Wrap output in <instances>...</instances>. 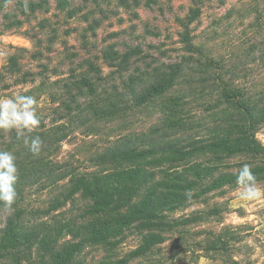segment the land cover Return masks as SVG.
I'll use <instances>...</instances> for the list:
<instances>
[{
    "label": "trees",
    "instance_id": "trees-1",
    "mask_svg": "<svg viewBox=\"0 0 264 264\" xmlns=\"http://www.w3.org/2000/svg\"><path fill=\"white\" fill-rule=\"evenodd\" d=\"M10 1L0 0L1 17H9L3 11ZM54 1L56 18L87 22L81 34L86 43L87 33L95 34L99 24L92 15L103 10L100 0ZM117 1L130 7L129 0ZM14 4L27 18L50 11L49 0ZM88 4L95 7L83 10ZM199 15L195 6L185 18L176 16L182 28L177 58L165 60L164 52L152 56L139 44L119 50L107 43L100 59L108 73L86 58L65 78L43 76L37 83L36 90L50 99L49 123L39 112L40 124L31 133L0 129V151L12 153L17 167L14 203L9 209L0 201V264H88V249L102 252L94 264H156L165 241L175 248L178 235L182 238L179 226L220 209L213 205L175 216L177 211L204 202L207 194L242 187L237 177L244 164L255 185L264 183V148L256 138L264 126V82L252 80L260 77L254 70L264 67V57L258 67L252 64V46L245 59L234 61L206 51L190 28ZM49 22L43 17L36 27ZM17 66L9 56L0 80ZM134 122L145 126L129 130ZM109 123L116 130L106 134L100 129ZM72 135L80 136L74 138L78 145L62 153V143ZM97 135L104 137L102 144L84 151ZM25 136L40 137L38 153L25 146ZM220 243L224 240L214 241Z\"/></svg>",
    "mask_w": 264,
    "mask_h": 264
},
{
    "label": "rangeland",
    "instance_id": "rangeland-1",
    "mask_svg": "<svg viewBox=\"0 0 264 264\" xmlns=\"http://www.w3.org/2000/svg\"><path fill=\"white\" fill-rule=\"evenodd\" d=\"M14 1H10L3 11L9 17L0 16V72L11 55L18 66L16 71L2 76L0 98L32 96L36 100L34 107L37 113L47 116L46 123L51 118L50 99L45 92L36 90L43 76L61 80L72 66L86 58L100 66L102 73H108L110 68L100 55L102 48L110 42H114L119 50H124L126 43L139 44L152 56L160 57L164 52L168 55L165 60L175 59L181 54L182 46L178 36L182 28L176 16L185 18L195 6L200 8L199 17L190 25L195 42L203 44L206 51L228 55L232 61L245 59L246 50L252 46L255 58L252 64H259V67L263 63L264 0H140L137 6L129 0L128 8L119 5L117 0H100L103 10L92 15L99 24L95 34L87 33L86 43L81 40V34L87 22L77 17L63 21V15L56 18L54 15L59 11L54 0H49L50 11L37 13L36 18L22 15L15 9ZM76 1L80 4L79 0ZM94 7L92 4L84 5L83 10ZM43 17L48 18L50 26L40 30L36 25ZM14 20L20 23L7 27L6 24ZM52 27H55L54 32ZM146 29L158 32V35L146 33ZM261 68L254 70V73H260V77H253L252 80L256 79L254 83L264 82V67ZM242 73L248 74L245 70ZM147 121L149 123L151 118L144 123ZM110 125L100 130L107 134L112 128ZM144 126L142 122H134L129 125V130ZM115 132L109 134L114 135ZM97 136L98 139L93 138L85 145L84 151L102 144L104 137ZM79 137L72 135L66 139L61 145L62 153H68L78 145L79 141L74 138ZM256 138L264 148V126L257 131ZM255 187L261 192L258 199L242 200L239 196L242 187H232L225 189L223 194H207L204 202L199 199L177 211L175 216L209 210L213 205L220 209L219 214L203 215L196 222L179 226V230H183L182 238L178 235L175 248L167 239L165 248L161 250L162 258L156 264H264V183ZM217 238L224 243L215 245ZM101 254L99 249H88L86 261L94 264Z\"/></svg>",
    "mask_w": 264,
    "mask_h": 264
},
{
    "label": "clouds",
    "instance_id": "clouds-1",
    "mask_svg": "<svg viewBox=\"0 0 264 264\" xmlns=\"http://www.w3.org/2000/svg\"><path fill=\"white\" fill-rule=\"evenodd\" d=\"M36 100L32 96L16 95L13 98H0V129H18L20 135L26 130L28 133L40 124V118L34 105ZM24 144L34 154L38 153L42 141L39 136H25ZM17 180L15 157L8 151H0V201L4 206L11 208L16 197L14 188ZM237 183L242 186L239 196L242 200L258 199L261 195L255 187V177L250 166L244 164L239 170ZM191 197V191L186 193Z\"/></svg>",
    "mask_w": 264,
    "mask_h": 264
}]
</instances>
